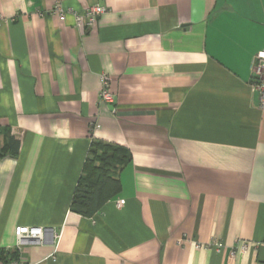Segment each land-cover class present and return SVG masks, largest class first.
<instances>
[{
	"label": "crops",
	"instance_id": "crops-1",
	"mask_svg": "<svg viewBox=\"0 0 264 264\" xmlns=\"http://www.w3.org/2000/svg\"><path fill=\"white\" fill-rule=\"evenodd\" d=\"M263 48L264 0H0V129L19 143L0 156V255L28 226L49 234L26 264H264ZM93 140L132 163L87 218L71 204Z\"/></svg>",
	"mask_w": 264,
	"mask_h": 264
},
{
	"label": "trees",
	"instance_id": "trees-1",
	"mask_svg": "<svg viewBox=\"0 0 264 264\" xmlns=\"http://www.w3.org/2000/svg\"><path fill=\"white\" fill-rule=\"evenodd\" d=\"M1 135H4L5 142L0 156L10 154L16 157L19 143L9 136L6 129H0ZM131 163L132 154L128 148L93 140L74 192L72 212L87 218L97 214L105 203L120 193L121 173ZM18 260L17 250H6L0 255L1 264H12Z\"/></svg>",
	"mask_w": 264,
	"mask_h": 264
},
{
	"label": "built area",
	"instance_id": "built-area-1",
	"mask_svg": "<svg viewBox=\"0 0 264 264\" xmlns=\"http://www.w3.org/2000/svg\"><path fill=\"white\" fill-rule=\"evenodd\" d=\"M106 12L107 8L105 6L94 5L86 8L82 15L74 13L73 16L75 17V21L78 26L84 25L86 28L92 29L96 25L98 18ZM53 13L56 14L62 22H64L68 16V12H66L61 5H57L53 10ZM252 74L254 79V88L260 97V107L264 109V48L254 58ZM100 80L102 85L100 92L101 101L108 105L114 104V95L111 91L112 79L107 75H102ZM15 234L16 246L12 250H17L20 253V250L27 245L45 244L47 242L49 231L41 227L19 226L16 228ZM52 235L55 240L57 235L55 233ZM217 246L221 247L220 244ZM12 264L26 263L19 258L18 261L13 262Z\"/></svg>",
	"mask_w": 264,
	"mask_h": 264
},
{
	"label": "rangeland",
	"instance_id": "rangeland-1",
	"mask_svg": "<svg viewBox=\"0 0 264 264\" xmlns=\"http://www.w3.org/2000/svg\"><path fill=\"white\" fill-rule=\"evenodd\" d=\"M2 149H3V147H2V148H0V151H2Z\"/></svg>",
	"mask_w": 264,
	"mask_h": 264
}]
</instances>
